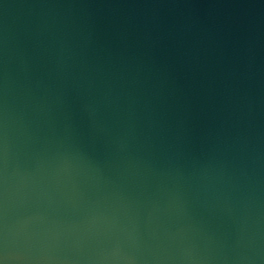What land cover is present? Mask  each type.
I'll list each match as a JSON object with an SVG mask.
<instances>
[{"label":"water","instance_id":"1","mask_svg":"<svg viewBox=\"0 0 264 264\" xmlns=\"http://www.w3.org/2000/svg\"><path fill=\"white\" fill-rule=\"evenodd\" d=\"M0 264H264V0H0Z\"/></svg>","mask_w":264,"mask_h":264}]
</instances>
